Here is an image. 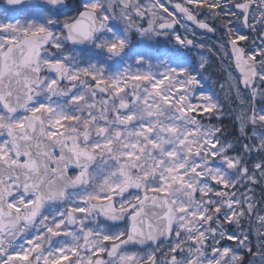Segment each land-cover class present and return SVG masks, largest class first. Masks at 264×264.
<instances>
[{"label": "snow or ice", "instance_id": "1", "mask_svg": "<svg viewBox=\"0 0 264 264\" xmlns=\"http://www.w3.org/2000/svg\"><path fill=\"white\" fill-rule=\"evenodd\" d=\"M0 264H264V0H0Z\"/></svg>", "mask_w": 264, "mask_h": 264}, {"label": "rangeland", "instance_id": "2", "mask_svg": "<svg viewBox=\"0 0 264 264\" xmlns=\"http://www.w3.org/2000/svg\"><path fill=\"white\" fill-rule=\"evenodd\" d=\"M198 39H200V40H204V41H206V42H211V41H209L208 39H206V38H204V37H200V36H198ZM215 67L216 66H218V71H220V69L222 68V67H224V65H220V63H219V61H216V63H215V65H214ZM208 84H209V87L211 88V90L213 91V92H215V93H217L219 90L215 87V88H212L211 86H212V84H213V81L212 80H210L209 82H208ZM218 88H219V86H218ZM220 92V91H219ZM221 93V99H223V93L222 92H220ZM225 105H226V107H228L227 106V102L225 101ZM230 109V114H224V119L225 118H232V115H231V113H232V109L231 108H229ZM214 123H215V121H213ZM237 135H239V133H238V131H237ZM256 192H257V197L259 198V196H260V189L259 188H257L256 189Z\"/></svg>", "mask_w": 264, "mask_h": 264}, {"label": "trees", "instance_id": "3", "mask_svg": "<svg viewBox=\"0 0 264 264\" xmlns=\"http://www.w3.org/2000/svg\"><path fill=\"white\" fill-rule=\"evenodd\" d=\"M214 79H216V76L214 75ZM226 114H230V109L229 107H226L225 110V115ZM233 124H234V120L233 118H225L224 119V127L226 128L228 133H233L235 132V135H237V131H235V129L233 128ZM229 139L234 140L235 136H229Z\"/></svg>", "mask_w": 264, "mask_h": 264}, {"label": "water", "instance_id": "4", "mask_svg": "<svg viewBox=\"0 0 264 264\" xmlns=\"http://www.w3.org/2000/svg\"><path fill=\"white\" fill-rule=\"evenodd\" d=\"M198 31H199V30H198ZM199 32H200V31H199ZM201 33H203V32H201ZM203 35H205V34L203 33ZM207 36L212 37L211 34H208Z\"/></svg>", "mask_w": 264, "mask_h": 264}]
</instances>
